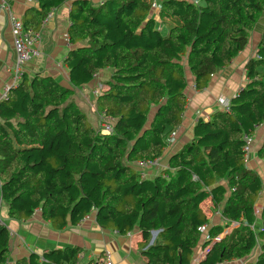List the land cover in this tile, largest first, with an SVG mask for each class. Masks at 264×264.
Returning a JSON list of instances; mask_svg holds the SVG:
<instances>
[{
    "label": "trees",
    "instance_id": "1",
    "mask_svg": "<svg viewBox=\"0 0 264 264\" xmlns=\"http://www.w3.org/2000/svg\"><path fill=\"white\" fill-rule=\"evenodd\" d=\"M67 1L38 0L39 10L23 18L24 27L38 32L48 13ZM196 1H162L160 21L150 14L152 0L73 1L68 37L75 47L65 60L70 83L80 89L102 70L113 71L96 100L99 115L113 121L112 134L95 130L70 100L73 92L55 79L25 76L0 103V213L5 209L9 220L25 222L40 211L61 230L95 212L102 229L139 231V250L151 263L191 264L208 223L201 204L211 197L226 227L246 222L216 241L200 264L243 259L259 241L255 264H264V210L262 228L252 229L263 184L244 156L245 137L264 124V35L229 111L199 119L193 140L154 180L133 167L159 161L180 127L187 70L195 88L205 89L246 48L264 14V0ZM166 21L167 33L161 27ZM259 156L264 159V144ZM3 221L0 264H7L10 230ZM223 233L224 227L213 229L206 244ZM79 252L33 254L17 264H76Z\"/></svg>",
    "mask_w": 264,
    "mask_h": 264
},
{
    "label": "crops",
    "instance_id": "2",
    "mask_svg": "<svg viewBox=\"0 0 264 264\" xmlns=\"http://www.w3.org/2000/svg\"><path fill=\"white\" fill-rule=\"evenodd\" d=\"M73 1L75 0H68L61 8L51 10L48 14H53L52 19L46 25H43L42 22L41 28L37 32L41 37V56L28 63L26 76L34 77L39 74L43 77H51L62 87L72 91L73 94L70 100L81 111L82 107L84 109L89 108L92 114V123L89 122L95 130L99 131V123L105 117L98 113L96 107L97 97L93 92L98 89V86L105 87L106 91L108 90L107 83L111 80L113 71L110 69L102 70L91 83L83 88L74 89L71 85L65 60L70 50L75 47L70 45L68 37L70 27L69 14ZM89 1L94 5H100L106 0ZM162 1L164 0H152L156 7L152 9L150 14L157 21H160L158 14ZM8 2L13 16L22 22L23 18L32 9L39 10L38 0H8ZM169 23L170 21H166L161 26L165 33L168 32ZM263 35L264 14L250 32L246 48L236 56L228 67L219 70L213 75L205 89L197 90L195 88V78L187 71L186 106L182 123L175 131V138L170 143L168 142L169 145L164 150L163 157L157 161L155 166L137 168L133 164L134 169L144 179L154 180L164 170H167L172 155L193 140L194 127L197 121L201 118L208 120L214 112L224 111L225 106L245 88L247 84L245 66L251 58L256 57L257 47ZM14 62L15 54L10 21L8 14L1 9L0 4V101L5 85L11 83ZM263 144L264 124L256 128L255 135L252 137L251 152L245 159L246 166L260 176L263 184V190L254 207L256 222L252 229L255 231L262 228L261 214L264 210V159L259 156V151ZM221 183L227 188L225 181H221ZM201 208L208 218V223L205 225L206 230L204 232L201 231L202 240L200 245L194 250L191 264H200L216 241L229 235L232 229L246 222L244 217L240 222H234L229 227H226L227 222L223 218L221 211L214 208L211 197L201 204ZM3 214L2 217L5 219L11 234L7 264H17L19 260H27L33 254L42 257L44 254L56 250L76 248L80 250L76 264H98L105 251L111 253L114 264H153L139 250V243L142 241V235L139 231L121 235L113 230L102 229L96 221L95 212H91L77 225H73L69 221L68 226L61 230L54 229L50 223L45 222L40 211H37L31 219L25 222L9 220L5 209H3ZM217 227H224V233L218 238L212 239V242L207 245L206 243L210 241L211 231ZM157 234V232L152 233L151 244H154ZM260 253L261 242L259 241L250 256L220 264H255Z\"/></svg>",
    "mask_w": 264,
    "mask_h": 264
},
{
    "label": "built area",
    "instance_id": "3",
    "mask_svg": "<svg viewBox=\"0 0 264 264\" xmlns=\"http://www.w3.org/2000/svg\"><path fill=\"white\" fill-rule=\"evenodd\" d=\"M29 1V0H28ZM194 3L197 4L196 0ZM1 9L8 14V18L10 21L12 38H13V49L15 54V62L12 69V77L11 83L5 85L3 89V96L1 101H4L9 96V93L12 89H16L20 86L21 82L23 81L24 77L26 76V67L30 61L33 59H37L41 56L40 53V43L41 37L40 35L35 32L33 29H26L19 19L13 16L10 5L8 0H0ZM156 5L152 4V9H154ZM53 17V14H48L47 17L43 21V25H46ZM106 88L102 86H98L93 93L96 97H98L101 93L105 92ZM229 104L225 106L224 111H229ZM112 126L113 121L107 118H102L99 123V132L103 135H110L112 134ZM176 136V133L173 132L169 138L168 142L170 143ZM246 146L244 147V156L245 159L251 152V144H252V137L247 136L245 137ZM157 162H138L135 163V167L137 168H148L155 166ZM0 223L4 224L3 218L0 213ZM206 230V226L201 228V231L204 232ZM11 236V234H10ZM204 256V255H203ZM202 256V258H203ZM199 263V262H198ZM98 264H114L112 260V255L109 251H105L102 254V257L99 259Z\"/></svg>",
    "mask_w": 264,
    "mask_h": 264
},
{
    "label": "rangeland",
    "instance_id": "4",
    "mask_svg": "<svg viewBox=\"0 0 264 264\" xmlns=\"http://www.w3.org/2000/svg\"><path fill=\"white\" fill-rule=\"evenodd\" d=\"M187 71H188V70H187ZM82 111H84V113H86V115H87L89 121L92 123V121H91V119H92V114L90 113L89 108L87 107L86 109H84V108L82 107ZM98 116H99V115H98ZM2 215H4V214H3V210H2Z\"/></svg>",
    "mask_w": 264,
    "mask_h": 264
}]
</instances>
